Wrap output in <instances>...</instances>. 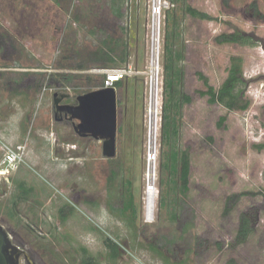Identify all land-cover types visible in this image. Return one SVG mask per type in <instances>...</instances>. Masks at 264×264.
<instances>
[{
	"label": "rangeland",
	"instance_id": "374dc122",
	"mask_svg": "<svg viewBox=\"0 0 264 264\" xmlns=\"http://www.w3.org/2000/svg\"><path fill=\"white\" fill-rule=\"evenodd\" d=\"M159 108L148 147L153 0H0V224L36 264H264V0H159ZM204 13L200 19L188 10ZM240 36L234 44L220 36ZM125 49L141 75L116 92V152L80 137L62 105L105 84L93 53ZM236 69L239 106L209 104ZM75 75L64 84L61 76ZM190 159L189 191L180 157ZM156 212L145 214L146 172ZM24 190L27 193H24ZM130 206V209L128 207ZM252 233L235 242L239 219ZM106 240L118 246L113 258ZM21 261H23L21 259Z\"/></svg>",
	"mask_w": 264,
	"mask_h": 264
},
{
	"label": "water",
	"instance_id": "95a60500",
	"mask_svg": "<svg viewBox=\"0 0 264 264\" xmlns=\"http://www.w3.org/2000/svg\"><path fill=\"white\" fill-rule=\"evenodd\" d=\"M66 97L54 94L56 115L73 122V128L80 137H91L103 142V156L112 158L116 152V92L108 87L88 92L76 98L74 105H62ZM35 264L25 248L16 245L9 232L0 224V264Z\"/></svg>",
	"mask_w": 264,
	"mask_h": 264
},
{
	"label": "trees",
	"instance_id": "16d2710c",
	"mask_svg": "<svg viewBox=\"0 0 264 264\" xmlns=\"http://www.w3.org/2000/svg\"><path fill=\"white\" fill-rule=\"evenodd\" d=\"M189 12L193 14V16H197L198 18L205 19L207 16L204 13H198L195 10H192L191 8H188ZM220 42L221 43H228V44H234L236 42H239L240 36L232 35L229 38H226L224 36H220ZM94 56V62H99L102 67L101 69H113L116 68V58L122 57L121 62L126 61L127 57V51H119L118 46L114 44L107 43L106 49H98L93 53ZM236 74V69L234 67H231L229 69V74L225 82L222 84V86L219 89H214L212 86H210L207 83V80L203 77L201 79L203 80V86L205 87L204 91H200V96L207 97L209 104H225V106L231 110L233 109H240L244 110L248 106H239L238 104V94L234 95L233 90L235 84L238 82ZM77 78L75 75H65L61 76V80L64 82V84H70L72 83V79ZM121 86V81L115 82L113 85V88H119ZM97 89H103L104 85L101 82L99 86L96 87ZM258 150H264V144L255 146ZM180 180H181V186L184 191H189V177H190V159L189 155L186 151H183L181 153L180 157ZM24 193H27V191L24 190ZM130 209V206L128 207ZM252 233V227L250 226L249 220L247 218V215L242 214L239 219V225L236 231V237L235 242L238 244H243L247 241L248 237ZM106 245L111 251V256L115 258L117 256L118 246L114 243H112L109 240H106ZM88 264V263H86Z\"/></svg>",
	"mask_w": 264,
	"mask_h": 264
},
{
	"label": "bare ground",
	"instance_id": "6f19581e",
	"mask_svg": "<svg viewBox=\"0 0 264 264\" xmlns=\"http://www.w3.org/2000/svg\"><path fill=\"white\" fill-rule=\"evenodd\" d=\"M154 7H160L159 0H153ZM159 29H160V11H155L152 19L151 32H152V47H151V58H150V73H149V88H148V147L150 153L153 152L156 144L157 137V125H158V108H159V68H158V58H159ZM150 164L146 172L147 179V198L145 203V214L150 220L156 212V198L154 195L153 183V171Z\"/></svg>",
	"mask_w": 264,
	"mask_h": 264
},
{
	"label": "built area",
	"instance_id": "2783aa9c",
	"mask_svg": "<svg viewBox=\"0 0 264 264\" xmlns=\"http://www.w3.org/2000/svg\"><path fill=\"white\" fill-rule=\"evenodd\" d=\"M155 11H160V8L153 7V14ZM101 72L106 76L104 88L113 87L115 82L121 81L124 78L141 75L140 72L131 67L105 69ZM147 75L149 76V74ZM20 160L19 152L8 149L3 159L0 161V180H7L9 176L18 169ZM19 264L25 263L20 261Z\"/></svg>",
	"mask_w": 264,
	"mask_h": 264
},
{
	"label": "flooded vegetation",
	"instance_id": "af4514ba",
	"mask_svg": "<svg viewBox=\"0 0 264 264\" xmlns=\"http://www.w3.org/2000/svg\"><path fill=\"white\" fill-rule=\"evenodd\" d=\"M31 257L33 258V256H32V255H31ZM33 260H34V258H33ZM34 263L36 264L35 260H34Z\"/></svg>",
	"mask_w": 264,
	"mask_h": 264
}]
</instances>
